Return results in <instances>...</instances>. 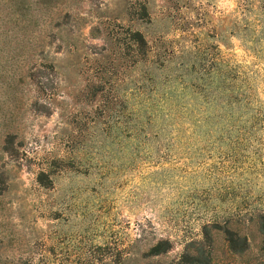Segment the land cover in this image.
I'll use <instances>...</instances> for the list:
<instances>
[{
	"label": "rangeland",
	"instance_id": "obj_1",
	"mask_svg": "<svg viewBox=\"0 0 264 264\" xmlns=\"http://www.w3.org/2000/svg\"><path fill=\"white\" fill-rule=\"evenodd\" d=\"M260 214L264 0H0V264H264Z\"/></svg>",
	"mask_w": 264,
	"mask_h": 264
},
{
	"label": "trees",
	"instance_id": "obj_2",
	"mask_svg": "<svg viewBox=\"0 0 264 264\" xmlns=\"http://www.w3.org/2000/svg\"><path fill=\"white\" fill-rule=\"evenodd\" d=\"M145 42V40H143ZM257 224H258V229L261 234L264 235V214H260L257 218ZM247 245V240L244 242ZM232 247V246H231ZM159 249L157 247H154V254H159ZM194 264H213L212 260L204 255L201 256H191L190 258Z\"/></svg>",
	"mask_w": 264,
	"mask_h": 264
}]
</instances>
